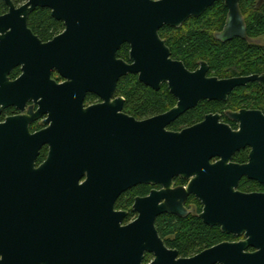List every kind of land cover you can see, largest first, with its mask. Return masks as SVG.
I'll list each match as a JSON object with an SVG mask.
<instances>
[{"label": "water", "instance_id": "1", "mask_svg": "<svg viewBox=\"0 0 264 264\" xmlns=\"http://www.w3.org/2000/svg\"><path fill=\"white\" fill-rule=\"evenodd\" d=\"M220 1L224 2L228 16L216 39L226 43L240 38L258 43L248 38L240 0L30 1L32 9L50 7L53 16L65 22L67 30L55 43L69 49L70 63L78 72L74 73L75 80L87 91L106 98L103 108L111 110L98 111V116L105 117L101 122L108 124L113 120L116 126L104 135L100 130L99 134L97 130L87 131L82 120L58 118L50 128L31 134V120L26 118L0 124V264H36L33 260L38 255L37 221L39 217L51 218L46 211L51 208L55 192V170L74 177L76 184L88 176V182L76 192L88 194L91 187L103 185L114 199L140 184L164 187L162 191H153L149 198L138 200L139 221L123 229L115 224L117 227L112 230L109 223L107 228H100L102 223L97 222L102 216L96 211L104 208L101 205L75 206L82 212L75 218L86 219L74 229L75 264H144L146 253L154 256L150 264H264V194L235 191L244 176L264 185L262 113L231 116L241 123L237 133L213 115L181 132L168 130L200 102L226 101L236 88L248 83L264 87V75L208 78L209 66L205 61L192 72L182 61L172 58L170 48L160 37L164 27L180 29L189 19L201 17ZM263 2L260 0L258 5ZM30 11L26 7L21 12L28 15ZM12 16L0 18V32L6 31ZM16 33L20 34L21 29ZM125 43L131 47L130 63L116 56ZM5 45V36H0V112L4 101L5 79L1 71L6 59ZM36 73L31 66L21 80L27 92L39 87ZM129 75L137 76L140 83L154 91L166 84L177 99L176 106L142 122L116 114L109 100L118 82ZM84 78L90 82H83ZM120 103L123 108L124 100ZM72 124H77V128ZM46 145L47 159L36 169L35 162ZM248 145L253 148L249 164H229L233 153ZM214 157L221 160L211 165L209 161ZM195 173L197 179L189 190L172 189L174 177L189 178ZM191 193L205 204L200 218L206 225L244 239L221 243L189 259L178 258V252L167 248L159 237L155 221L163 214L183 217V203ZM85 198V202L93 201ZM162 200L166 202L160 204ZM104 201L108 203V199ZM113 202L106 205L111 214Z\"/></svg>", "mask_w": 264, "mask_h": 264}, {"label": "flooded vegetation", "instance_id": "2", "mask_svg": "<svg viewBox=\"0 0 264 264\" xmlns=\"http://www.w3.org/2000/svg\"><path fill=\"white\" fill-rule=\"evenodd\" d=\"M30 1L31 0H0V18L13 15L9 17L11 22L6 25V31L4 33L0 32V36H5L6 38L4 49L6 59L3 70L1 71L5 79V84L4 101L1 105L2 111L0 112V124H7L10 121L17 123V119L26 118L31 120L29 123L30 133L36 134L50 128L54 119L62 118L78 121L82 120L87 131L93 129L97 130V134H99V130L102 131L104 135L110 134V131L115 128L116 122L114 123L113 120H111L108 124H104L101 122V119L105 120V117L101 118V116L97 115L98 111L107 105L106 98L95 92L87 91V87H82L78 79L77 81L75 80L74 73L78 72L75 71L74 65L70 63L68 57L69 49L66 45H62V43L61 45L55 43V40L63 36L67 30L65 22L56 19L53 16V9L50 7L38 6L32 9V6L29 5ZM26 7L32 10L28 15L21 12ZM43 12L60 24V27L56 31H50L49 34H42L40 30L33 28L34 16ZM20 29L21 33L17 34L16 32ZM130 52L131 47L129 44L125 43L121 45L116 55L117 59L130 63ZM32 56H35V61H33ZM201 62L203 61H200L198 66L194 69L186 68L194 72L200 68ZM31 66H33L37 72L36 75L39 79L37 85L39 87L33 91L31 90V95H29L30 92H27V90L23 88L24 84L21 83V80L25 77L27 69ZM252 75L264 74L228 75L220 77L211 71L210 66L207 73L208 78L216 77L219 80L248 77ZM122 79L118 82L114 94L109 100V103L115 108V113L127 115L139 122L150 119V116L137 118L126 111V99L118 90V86ZM83 82L88 83L90 81L84 78ZM251 84H253L252 88L256 90L249 92ZM246 90H248L249 93H243ZM237 93L239 94L236 95ZM121 100H124L123 108L120 103ZM204 105L207 106V111L204 112L202 118L195 119L191 124L184 125L178 131L173 132H181L182 130L202 123L209 115L219 116L220 124L228 126L232 132H240L241 123L231 116L240 115L242 112H261L264 116V87L259 83H248L244 87L236 88L228 96L226 101H203L185 114ZM103 109L105 113L111 110H107L106 108ZM113 112L114 110L109 114L113 115ZM47 121H49L48 124H46ZM91 121L93 123H91ZM76 125L77 124H72V127L77 128ZM169 127L168 130L172 131ZM252 151L253 148L249 145L236 150L231 156L229 164L240 166L249 164ZM48 153L49 146L46 145L41 149L40 156L35 162L36 169L40 168L45 163ZM220 160V158L214 157L210 159L209 162L211 165H214ZM52 179L54 185L52 189H54L55 192L52 193L51 196L52 200L49 204L51 208L46 211L51 218L39 217L37 221L39 234L37 244L38 255L35 259L34 257L30 258L34 259L33 261H35L36 264H75V225L78 222L86 221V219L75 218V215L82 214L80 209H76L75 206L101 205L104 208L96 211L102 216L97 222L99 225L102 223L100 228H107L106 223H109L111 227H108L112 230L115 224H118L119 228L123 229L139 221L141 213L138 209V200L149 198L153 191L159 192L164 189L162 185H153L150 183L140 184L114 199L112 193L107 194V186L103 185L91 187L92 192H88V194L76 192L81 189L80 186L88 182L89 178L87 175L78 180V185L75 183L74 177H69L68 174L64 176L59 170H55V177ZM195 179H197L196 173L189 178L176 176L172 180V189H183L187 191ZM235 191L243 194H264V185L244 176L240 179ZM84 198L93 201L85 202ZM98 199L100 200L99 202L97 201ZM106 199H108V203L105 201L103 202V200ZM112 200L114 202L112 204L111 214V210L108 211L106 205H110ZM165 202V200H162L160 204ZM183 207L186 211L183 217L163 214L158 216L155 221V228L159 237L170 250L177 251L167 245L168 240L171 239L172 236L168 235L163 237L161 235L158 230V221L166 216L176 217L178 219L192 217L202 220L200 215L204 213L205 204L200 197L191 193L186 197ZM202 222L204 223L203 220ZM79 227L80 225L78 224V228ZM211 228H218L222 234L233 237L232 240H224L221 243H235L244 239V237L225 234L220 227ZM201 252L187 257L180 256L178 252V258L189 259ZM153 260L154 256L152 254H145L144 264H150Z\"/></svg>", "mask_w": 264, "mask_h": 264}, {"label": "trees", "instance_id": "3", "mask_svg": "<svg viewBox=\"0 0 264 264\" xmlns=\"http://www.w3.org/2000/svg\"><path fill=\"white\" fill-rule=\"evenodd\" d=\"M240 0V9L247 26L249 39L260 41L264 37V2ZM228 10L223 1L217 2L201 17L189 19L180 29L164 27L159 34L170 48L172 58L182 61L188 69H194L200 61L209 64L211 71L220 77L228 75L264 74V46L234 38L229 42L217 40L227 21ZM60 27L45 12L33 19V28L42 34H49ZM250 90L255 91L250 85ZM119 93L126 99V111L137 118L153 117L173 108L177 100L164 84L160 91H154L138 81L137 76H128L120 82ZM248 90L243 93H249ZM237 93L236 95H238ZM235 97V95H234ZM260 102V101H259ZM207 106H200L173 123L169 129L178 131L184 125L203 117ZM137 192V191H136ZM139 192V191H138ZM158 230L163 237L172 236L168 247L176 249L180 256H190L211 248L224 240H232L218 228L205 225L198 218L178 219L166 216L158 221Z\"/></svg>", "mask_w": 264, "mask_h": 264}, {"label": "rangeland", "instance_id": "4", "mask_svg": "<svg viewBox=\"0 0 264 264\" xmlns=\"http://www.w3.org/2000/svg\"><path fill=\"white\" fill-rule=\"evenodd\" d=\"M259 43L264 46V37L261 38V40L259 41ZM150 259H152V258H150Z\"/></svg>", "mask_w": 264, "mask_h": 264}]
</instances>
